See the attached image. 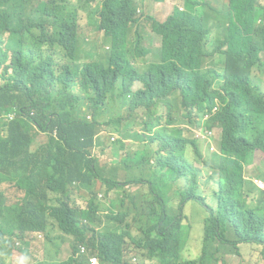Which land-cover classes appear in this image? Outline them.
I'll list each match as a JSON object with an SVG mask.
<instances>
[{"label": "clouds", "instance_id": "obj_1", "mask_svg": "<svg viewBox=\"0 0 264 264\" xmlns=\"http://www.w3.org/2000/svg\"><path fill=\"white\" fill-rule=\"evenodd\" d=\"M41 1L46 3L49 0ZM106 1H61L62 8L56 22L40 12L29 21V76L38 79L42 85L63 88L60 80L67 77L66 65L73 64L72 58L66 59L68 52L62 44L54 47L50 40L61 41L64 36H72L71 26L74 24L79 27V40L75 42L78 53L74 52V56H77L78 63L89 62L93 67L85 89L77 88L75 95L67 94L64 101L58 100L51 106L41 104V110L48 111H44L45 118L41 124L34 121L38 111L29 109V122L35 130L29 138V146L36 168H44L46 173L59 177L55 166L60 160L68 159L67 156L75 155L79 149L95 145L99 140L109 142L107 137L114 142L118 134L114 125L143 117L151 104L158 111L160 123L154 128H160L162 135L176 142L178 152L187 148L188 175L182 176V171L179 177L169 176V185L164 188L173 213L181 219L183 241L181 249L176 251L141 238L137 244L126 245L123 264H186L185 249L191 241H201L202 248L203 245H210L204 244L205 218L195 217L197 214H192L191 206L180 196L176 201L175 191L198 189L199 201L209 211L210 207L218 208L211 196L220 185L229 197L243 194L245 208L253 211L254 217L244 225L248 229L244 243L229 241V246L216 245L220 248L219 264L226 262V255L231 256L227 264H264L262 162L258 163L250 157L249 163H243V173L232 166L225 168V172L206 170L207 165H219L224 157L221 151L224 134L222 120L230 111L233 98L234 104L246 114V125L250 130L248 141L255 132L254 140L264 143V53L259 52V63H254L243 49L235 59L219 54L220 51H229L231 22L228 15L221 16L215 9L227 4L228 0H195L202 17L207 19L205 45L207 51L214 55V62L201 56L195 61L185 62L184 58H174L173 38L159 31L158 25L154 26V23L165 24L177 11L186 12L184 0L170 3L158 0L166 4L165 8L161 5V10L153 9L149 0H127L108 17L105 16ZM254 7L253 22L259 26L264 13V0H255ZM77 14L80 20L76 18ZM252 37L257 46L264 49V39L255 34ZM123 38L124 45L118 48ZM213 70L217 77L211 86L204 88L198 85L197 72H207L211 76ZM185 73H189L188 83L179 88L177 82ZM228 81L241 84L235 97L224 88ZM169 86L170 94L165 96L162 92L167 91ZM198 90L200 94H197ZM70 122L74 125L70 126ZM136 128L140 127L134 126ZM115 150L92 149V156L85 158L87 162L103 158L111 164L115 157L114 162L117 163L125 156L122 150V156L121 153L116 155ZM146 157L149 163L145 164L144 174H140L139 168L127 174L124 170L119 171L118 184L122 188L126 186L131 192L139 189L148 196L153 194L150 190L153 183H145L161 168L167 157L163 153L157 155L155 149L148 151ZM92 166V171L83 167L85 177L69 184L66 195L50 190L29 193V232L26 233L30 243L29 264H114L109 240L111 217L115 203L124 198L123 190L107 182L111 178L97 173L95 164ZM257 167L261 171L256 172ZM126 175L131 176L136 186L125 183ZM106 176L109 177V173ZM71 201L74 203L70 206L68 202ZM64 204L75 210L74 216L64 215ZM182 209L184 212L181 214ZM143 220L150 223L148 216ZM137 223L140 225L138 219L133 224L136 232ZM17 245L19 243L7 246L4 253L0 250V262L6 264L10 249L15 251ZM130 246L135 249L134 252L128 249ZM228 247L233 249V254L225 253ZM62 248L70 251L67 260H61ZM248 249L254 250L258 259L247 258L245 251ZM202 253L190 260L202 259ZM127 255L131 257L127 259ZM209 262L210 254L203 264Z\"/></svg>", "mask_w": 264, "mask_h": 264}, {"label": "trees", "instance_id": "obj_2", "mask_svg": "<svg viewBox=\"0 0 264 264\" xmlns=\"http://www.w3.org/2000/svg\"><path fill=\"white\" fill-rule=\"evenodd\" d=\"M61 1L67 0H0V250L4 253L7 246L17 245L16 250L23 257L29 258V246L25 242L26 233L29 232V193L35 190H50L54 193L66 195L67 186L75 180L85 177L82 169L84 166L89 171L93 170L92 164H95L96 172L100 173L115 188L122 189V198L113 206L114 210L111 217L112 232L109 236L111 261L114 264H123V254L126 251L127 244H137L141 238H146L153 245L166 247L171 250H180L181 219L173 213L170 207V199L165 197L164 188L169 185L168 177L187 176V155L185 148L178 152L179 146L171 141L167 136L162 135L157 116V109L149 107L145 110L143 117H137L126 122L114 125L118 133L114 142L110 137L108 141L99 140L97 144L79 149L75 155L67 156L68 159L60 160L55 166V170L60 173L59 177L46 173L44 168H36L37 164L32 161L31 146L29 138L34 135V128L29 122V109H36L38 116L34 121L41 124L45 118L44 109L41 110V104L47 107L56 103L58 100H65L67 94L75 95L78 89H85L86 81L93 67L89 62H77V56H74L75 42L79 40L78 25H72V36H64L61 41L54 39L50 43L54 47L62 44L68 54L66 59L72 58V65H66L67 77L60 80L63 88L52 85H42L36 78L29 76V21L40 12L42 16L51 18L55 22L59 18V11L62 8ZM127 0H107L105 16H110L115 10L125 4ZM184 13L176 12L175 15L167 20L165 24H158V30L165 36L173 38V57L184 58L195 61L197 57H207L213 62L215 57L209 53L205 45V34L207 19L202 17V11L195 0H184ZM255 0H228L227 4L215 10L221 16H229L231 22V37L229 40V51H220L219 54L227 59H235L243 51L251 56L254 63H259V52L264 53V49L257 46L252 34L264 39V13L261 17L262 23L255 26L253 22ZM130 15L131 12H126ZM77 19L80 16L77 14ZM151 20V19H149ZM41 40H44L41 38ZM123 38L117 45L121 48L124 45ZM70 54L72 55H69ZM66 64V61H62ZM199 69L198 66H196ZM198 85L209 88L215 78L216 72L213 70L211 76L207 72H197ZM189 73H185L177 82L179 88H184L188 83ZM239 82L228 81L224 88L235 97L239 88ZM165 96L170 94V86L167 91L162 92ZM200 94V90L197 91ZM222 120L224 128L221 149L224 157L219 161V165H207L206 170L214 169L217 172H225V168L234 167L239 173L244 172L243 163H249L250 157H254L258 163L262 162L264 166V143L260 144L254 140L256 133L248 141L250 130L246 125V114L234 104ZM148 106V105H147ZM146 106V107H147ZM70 126L74 123L70 122ZM134 126L140 128L134 129ZM109 136V133H107ZM114 149L123 151L121 161L109 164L103 158H93L92 161H86V156H92V149ZM156 150V154L163 153L165 159L161 168L151 176L145 183H153L150 190L153 194L150 196L137 189L131 192V189L121 187L118 177L120 170L129 173L138 169L140 174L145 173V164L149 163L147 159L148 151ZM178 152V155H177ZM122 156V153L121 155ZM157 162H158V158ZM160 165V164H159ZM114 167V168H113ZM109 168H112L109 169ZM99 169V171H98ZM256 172L261 171L257 167ZM172 172L173 174H168ZM109 173V177L106 175ZM196 174V170H194ZM125 178V175H124ZM117 179V181H116ZM223 179H221L222 183ZM126 184L136 186L135 181L130 175H126ZM11 184L17 193L21 195V210L8 216V219L1 222L5 214L7 198L2 191V186ZM172 188V187H169ZM199 190L175 191L176 201L180 196L187 205H190L192 214L195 217L205 218L204 238L206 243L203 245L202 259H185L186 264H203L210 254L208 264H219L220 248L216 246L221 243L222 246H229V241L234 243H244L248 229L244 225L249 224L254 212L245 208V197L243 194H237L236 198L229 197L224 191L222 185L215 189L211 196L218 208L210 207L209 211L199 201ZM161 199V202L159 201ZM74 202H68L71 206ZM64 215L74 216L75 210L64 204ZM184 212L182 209L181 214ZM149 217V222L143 219ZM142 218V219H141ZM137 223L138 230L135 231L133 224ZM237 236V237H234ZM187 238H189L187 236ZM251 242V239L247 240ZM131 252L135 249L128 247ZM233 249L228 247L226 254H233ZM153 253V252H152ZM180 257L179 254H175ZM241 256V254H240ZM217 257V259H215ZM224 264H227L223 261ZM0 264H4L3 261Z\"/></svg>", "mask_w": 264, "mask_h": 264}, {"label": "rangeland", "instance_id": "obj_3", "mask_svg": "<svg viewBox=\"0 0 264 264\" xmlns=\"http://www.w3.org/2000/svg\"><path fill=\"white\" fill-rule=\"evenodd\" d=\"M158 0H149V3L153 6V9L161 10L162 6L165 8L166 4H164V1ZM173 0H166L167 3L172 2ZM157 7V8H156ZM162 17V16H161ZM114 153L116 155H120L119 150H115ZM2 191L5 193L7 202H6V208H5V214L3 218L1 219V222L4 223L6 219H8V216H10L13 213H18L21 210L22 203H20L21 195L16 192V190L13 188L11 184H5L2 186ZM25 242L29 244V234L26 235ZM202 249V243L201 241H191L187 249H185V256L188 259H195L198 258L201 254ZM10 256L6 257L5 263L6 264H29V258L23 257L20 253L17 251L10 249ZM70 251L67 249H61L60 250V257L61 260H67L69 258ZM226 255V254H225ZM245 255L247 258H253L258 259V256L256 255L254 250L248 249L245 251ZM131 256L127 255L126 258L129 259ZM231 259V256L226 255V262L228 263Z\"/></svg>", "mask_w": 264, "mask_h": 264}]
</instances>
